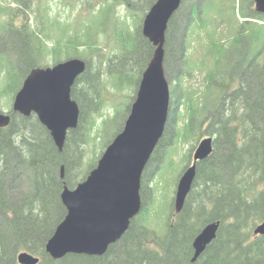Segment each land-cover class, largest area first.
Returning a JSON list of instances; mask_svg holds the SVG:
<instances>
[{"label":"trees","instance_id":"trees-1","mask_svg":"<svg viewBox=\"0 0 264 264\" xmlns=\"http://www.w3.org/2000/svg\"><path fill=\"white\" fill-rule=\"evenodd\" d=\"M19 1L24 5L29 2ZM143 2L145 7H150L155 0ZM244 5V0H204L203 4H195L196 26L204 32L206 51L198 64L187 62L189 68L205 70V74L201 85L184 89L183 103L188 120L173 136L179 141H196L202 134L201 128L207 126L206 135L213 138V150L207 158L197 162L191 190L181 211L171 214L174 220L168 221L166 231L159 234L148 226L152 205L147 207L141 196L140 212L103 255L69 253L53 259L45 251V244L66 214L60 199L63 184L74 188L85 179L88 170L94 168L97 158L94 156L85 164L83 145L90 139L88 131L94 123L91 112L103 102L104 85L100 76L89 75L91 60L89 62L87 56L92 57L95 51L102 53V50L94 47L97 42L88 38L92 31L98 30L93 27L96 22L90 18L85 23L81 20L78 26L85 35H79L80 30H77L64 46L76 49L73 56L78 58L85 53L88 64L71 89V97L77 101L80 113L77 127L67 132L63 149L57 148L34 113L24 116L11 111L10 124L0 127V264H19L16 256L20 251L38 256L36 264H264V235L253 234L257 222L264 219V14L251 4H247L250 6L245 10ZM110 7L107 4V10L102 8L95 12L102 15L97 20L98 32L107 31ZM12 10L0 5V13L8 15V20L0 24V34L5 32L6 37L9 33L6 41H14L12 36H15L20 42L16 41L20 45L19 53L26 56L25 68L19 76L20 71L3 53H0V68H6L4 91L14 93L29 71L41 65L42 49L48 50L42 38L49 39L47 31L50 27L59 28L61 23L42 19L40 28H32L30 24L17 26L13 23ZM176 12L167 30L171 29ZM66 25L62 24L60 29ZM101 25L104 26L101 28ZM223 26L228 28L230 36L223 33ZM114 30L112 37L120 41L121 54L116 65L120 71L110 74L109 78L118 90L125 86L136 87L139 76L135 71L126 70L131 54L136 53L135 40L123 29ZM143 44L146 62L139 72L154 48L145 37ZM184 45L183 42L178 49L183 60L187 58ZM80 46L87 51L78 53ZM62 49L59 44L51 52L57 54ZM185 73L187 64L183 62L176 77L181 78ZM116 106L125 111L119 104ZM160 142L161 139L158 145ZM161 162H165V154L159 165ZM62 165L63 177L60 176ZM18 181L27 187L15 203L7 193ZM213 221H220L216 237L197 260L192 261L195 236Z\"/></svg>","mask_w":264,"mask_h":264},{"label":"water","instance_id":"water-1","mask_svg":"<svg viewBox=\"0 0 264 264\" xmlns=\"http://www.w3.org/2000/svg\"><path fill=\"white\" fill-rule=\"evenodd\" d=\"M182 0H155L145 14L142 35L153 51L142 72L136 95L123 128L99 157L84 180L74 188L63 184L60 199L66 209L63 219L45 244L53 259L69 253L103 255L128 229L140 212L143 171L165 132L169 114L170 88L165 74V42L168 23ZM255 10L264 14V0H254ZM86 61L70 57L52 66L32 68L15 93L12 112L29 116L34 113L49 131L61 151L69 129L78 125L80 107L71 97L76 79L85 71ZM11 115L0 111V127L11 122ZM213 150L212 136L196 145L191 164L180 175L174 214L181 211L196 175V164ZM60 176H64L61 166ZM220 221L207 223L195 236L192 261L203 253L216 237ZM264 235V219L253 229ZM19 264H36L39 257L28 251L17 254Z\"/></svg>","mask_w":264,"mask_h":264},{"label":"rangeland","instance_id":"rangeland-1","mask_svg":"<svg viewBox=\"0 0 264 264\" xmlns=\"http://www.w3.org/2000/svg\"><path fill=\"white\" fill-rule=\"evenodd\" d=\"M142 2L143 0H29L27 5H24L19 0H0V5L9 6L13 9L12 12L15 14L13 17V23L17 26L30 24L29 26L32 28H40L43 26L41 22L42 19L43 22L45 19H49L50 21L58 20L63 26L67 24L66 27L61 29V25L59 28L50 27L49 31H47L50 36L49 39L42 38V43L45 44V48L48 50H43L39 47L42 49L43 54L41 65L39 66H52L59 61L67 59V57H76L73 56L76 49L64 48V46L68 44L67 40L69 39V36L74 35L77 30H80V25L78 26V24L81 23V20L85 23L87 18H90V21H93V23L95 21L96 23L93 27H96V29L99 30L100 24L97 20L100 19L102 15L95 14V12L100 11L102 8H106L107 4L111 5L109 11H106L108 13L106 18L107 25H105L108 26L106 33L94 30L88 37L91 42L96 41L97 44L94 43V47H97L102 50V53H104L102 56L100 51H95L92 57L87 56L89 62L91 60L89 75L100 76L102 78L101 80L104 89L102 93V104H100L95 112H91L90 115L94 120V123L88 131L90 139L83 145L85 164H87L94 156H97V164V161L106 146L111 142L115 135L122 130L124 122L129 114L131 103L136 95L142 72L147 65L146 63L142 68V71L139 72L142 64L146 62L143 44L144 36L141 31L142 23L145 14L150 8L145 7L146 3ZM203 3L204 0H182L180 8L177 10L172 20L171 29L166 32L167 54L164 60V67L170 88L169 114L161 142L159 145L157 144L158 147L156 146L157 150L155 155L153 156V152L143 171L141 178L142 187L140 189V194L147 202V207H149L150 204L152 205V208L151 206L149 208L148 213L150 217L147 224L159 234H163L164 231H166L167 223L171 219L176 186L180 175L190 164L192 153L200 139L209 136L206 135V133H208L206 131H209L207 126L201 128L202 134L196 139V141H192V139L179 141L177 140V137L173 136L175 130L177 128L181 129L188 120L186 117L185 105L183 103L185 96L184 89L186 87H197L202 84L204 79L205 70L199 71L197 68H193V66H190L189 68L188 64L189 62L190 64H198L202 59L204 51H206V40L202 39L204 38V32L196 26L198 25L196 23L198 18L193 13L195 10L194 8L196 7L195 4L199 5ZM244 4V7L246 6L245 10H248V7L250 6H247V4H251L255 9L254 0H244ZM92 14L94 15L91 19ZM7 20L8 15L0 13V24ZM114 21H117L118 23ZM190 21L192 25L189 24ZM112 23L113 25H111ZM103 26L104 25H101V28ZM109 28L111 29L109 30ZM114 29H123L125 33L129 34L135 40L136 53L131 54L132 59L130 60V64L126 65V70L128 71L129 69V71H135L134 73H137L139 76L136 87L125 86L123 90H118L114 87L109 78L110 74L120 71L116 66L121 54V49L119 47L120 41L116 39L114 40V37H112L115 32ZM81 30H83V28ZM81 30L78 31L79 35H85V32ZM221 30L226 36H230L229 30L226 26H223ZM1 33L0 53L5 54L4 56L6 59L8 58V61L10 60L11 64L20 71L19 76H21L25 68L26 56L19 53L20 42L15 39V36H12L14 41H6L9 37V33L6 37L4 36L5 32ZM39 36L41 35L39 34ZM60 39L61 43H59ZM183 42L185 43L184 55L189 59L186 58L183 60L180 57L178 49ZM59 44L61 48H63L62 51L57 54L51 52L54 47L58 48ZM85 48L86 47L83 46L78 47V49H80L78 53L83 54L86 50ZM85 55L86 54L84 53V57L79 58L86 61L87 59L85 58ZM182 61L187 64V73L179 78L176 76L179 67L183 64ZM86 64H88L87 61ZM118 67L120 66L118 65ZM5 74L6 68H0V110L9 113L12 111L15 93L20 87L14 93H11V91H4L7 85ZM132 96L133 99H131ZM95 100H98L96 95ZM117 104L124 108L125 111L123 112L120 110V108L116 106ZM169 146H171V148L167 154ZM94 150L96 154L94 153ZM164 154L165 162H161L159 165ZM90 169L88 171H90ZM26 187V184L22 181H18L11 188L9 193H7L9 199L17 203L20 197L19 195L25 191ZM258 223L259 222H257V224Z\"/></svg>","mask_w":264,"mask_h":264},{"label":"flooded vegetation","instance_id":"flooded-vegetation-1","mask_svg":"<svg viewBox=\"0 0 264 264\" xmlns=\"http://www.w3.org/2000/svg\"><path fill=\"white\" fill-rule=\"evenodd\" d=\"M152 51H153V50H152ZM8 114H10V113H8ZM10 115H11V117H12L13 114H10ZM190 164H191V162H190ZM190 164H189V165H190ZM173 210H174V203H173ZM173 214H174V212H173ZM170 220L173 221V220H174V216H171V219H170ZM254 235H255V234H254Z\"/></svg>","mask_w":264,"mask_h":264}]
</instances>
